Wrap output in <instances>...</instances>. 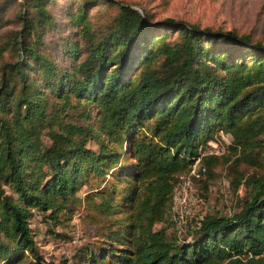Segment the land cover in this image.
Wrapping results in <instances>:
<instances>
[{
	"label": "trees",
	"instance_id": "obj_1",
	"mask_svg": "<svg viewBox=\"0 0 264 264\" xmlns=\"http://www.w3.org/2000/svg\"><path fill=\"white\" fill-rule=\"evenodd\" d=\"M46 1L19 2L10 44L17 56L0 64V264L26 256L65 264L44 259L31 218L68 219L83 185L89 209L102 215L94 220L99 246L87 245L85 264L262 259L264 175L257 172L238 180L245 189L237 210L201 215L190 238L168 237L156 224L179 176L215 133H230L244 150L264 132V44L234 30L150 19L123 0L99 32L86 19L90 1L71 15L77 30L68 51L76 60L60 69L43 50L54 21ZM163 28L177 39L156 33ZM222 40L259 57L235 58L218 48ZM220 156L203 154L200 176L212 174Z\"/></svg>",
	"mask_w": 264,
	"mask_h": 264
},
{
	"label": "rangeland",
	"instance_id": "obj_2",
	"mask_svg": "<svg viewBox=\"0 0 264 264\" xmlns=\"http://www.w3.org/2000/svg\"><path fill=\"white\" fill-rule=\"evenodd\" d=\"M21 1L23 0H0V47H5L0 64L17 56L15 50H10V44L12 32L19 25L18 12ZM117 1L119 0H47L54 21L46 27L43 50L57 62L60 69L67 68L76 60L68 51V49L71 51L69 42L74 40L71 35L77 30L71 19L72 13L82 8L86 2H90L86 19L90 20L93 29L100 32L113 23L118 12ZM123 1L143 8L150 19L173 17L213 30H234L253 42L264 44V0ZM161 32L171 41L178 37V32L174 30L163 28L156 33ZM218 48L226 50L235 58L247 61L259 57L252 49L235 48L223 40L218 43ZM232 140L230 133L221 131L215 133L213 138L198 149L196 156L202 155L203 151L206 152L211 146L210 143H215L221 156L213 163L212 174L204 173L194 179L193 204L182 227L178 228L167 212L164 221L156 224V227L165 228L168 237L190 238L193 224L198 217L206 213L231 214L238 209L244 193L243 178L236 187L241 175L250 172L264 175V132L257 136L252 146L244 150H241L240 146H234ZM89 187L83 185L77 192L80 201L75 203L68 219L53 225V220L43 221V214L36 213L31 218L37 246L44 259L55 263L85 264L83 257L87 245H91L95 250L98 248L100 242L94 236L96 229L94 220L100 219L102 215L89 209L87 199ZM49 227H53V231L49 230ZM34 263L33 257L26 256L19 264ZM254 264H264V257L256 260Z\"/></svg>",
	"mask_w": 264,
	"mask_h": 264
},
{
	"label": "built area",
	"instance_id": "obj_3",
	"mask_svg": "<svg viewBox=\"0 0 264 264\" xmlns=\"http://www.w3.org/2000/svg\"><path fill=\"white\" fill-rule=\"evenodd\" d=\"M205 153L218 154L217 145L210 143ZM201 154L194 157L190 168L179 176L178 181L172 188L171 200L167 207L169 218L176 224L178 228L182 227L186 216L189 214L194 199V179L200 176Z\"/></svg>",
	"mask_w": 264,
	"mask_h": 264
}]
</instances>
